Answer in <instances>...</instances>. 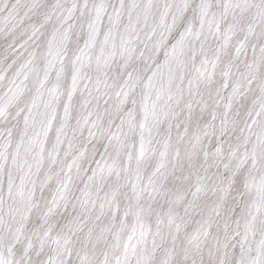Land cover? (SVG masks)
Returning a JSON list of instances; mask_svg holds the SVG:
<instances>
[{
  "label": "snow or ice",
  "instance_id": "6c2138e0",
  "mask_svg": "<svg viewBox=\"0 0 264 264\" xmlns=\"http://www.w3.org/2000/svg\"><path fill=\"white\" fill-rule=\"evenodd\" d=\"M0 264H264V0H0Z\"/></svg>",
  "mask_w": 264,
  "mask_h": 264
}]
</instances>
